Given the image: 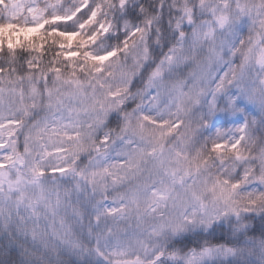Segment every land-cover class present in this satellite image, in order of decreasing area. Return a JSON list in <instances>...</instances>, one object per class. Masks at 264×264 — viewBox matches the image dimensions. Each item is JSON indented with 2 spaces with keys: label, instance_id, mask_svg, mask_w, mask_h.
I'll list each match as a JSON object with an SVG mask.
<instances>
[{
  "label": "clouds",
  "instance_id": "9594fccd",
  "mask_svg": "<svg viewBox=\"0 0 264 264\" xmlns=\"http://www.w3.org/2000/svg\"><path fill=\"white\" fill-rule=\"evenodd\" d=\"M0 264H264V0H0Z\"/></svg>",
  "mask_w": 264,
  "mask_h": 264
}]
</instances>
